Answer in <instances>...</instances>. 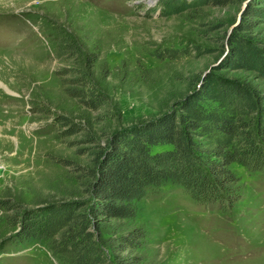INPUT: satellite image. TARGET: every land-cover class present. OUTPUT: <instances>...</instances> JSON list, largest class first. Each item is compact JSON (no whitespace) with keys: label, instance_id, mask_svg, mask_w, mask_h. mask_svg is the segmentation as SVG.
<instances>
[{"label":"rangeland","instance_id":"374dc122","mask_svg":"<svg viewBox=\"0 0 264 264\" xmlns=\"http://www.w3.org/2000/svg\"><path fill=\"white\" fill-rule=\"evenodd\" d=\"M159 1L0 0V264H59L45 242L20 241L23 219L11 216L86 199L98 144L169 112L209 73L264 90L254 73L221 69L247 1L168 16ZM253 32L264 42V26ZM66 40L82 59L62 52ZM165 50L191 53L159 58ZM83 69L103 95L99 109L68 95ZM234 168L233 205L165 183L147 190L134 223L112 220L108 234L146 227V247L134 253L144 264H264V169Z\"/></svg>","mask_w":264,"mask_h":264},{"label":"trees","instance_id":"16d2710c","mask_svg":"<svg viewBox=\"0 0 264 264\" xmlns=\"http://www.w3.org/2000/svg\"><path fill=\"white\" fill-rule=\"evenodd\" d=\"M244 1L241 23L227 40L221 69L251 72L264 82V42L253 36L254 29L264 26V0H160L158 7L168 16ZM62 52L83 57L69 40ZM190 53L165 50L158 57L180 59ZM85 62L93 65L95 59ZM78 74L68 95L99 109L103 95L85 69ZM160 146L171 149L153 153ZM94 156L92 168L83 169L87 198L51 204L23 217L15 212L14 224L23 219L16 236L22 242H45L59 264H144L134 253L146 247L147 228L138 225L110 235L107 225L112 220L134 223L147 190L165 183L182 186L201 203L233 205L242 180L234 167L264 169V90L209 73L169 112L115 133L105 145L96 146Z\"/></svg>","mask_w":264,"mask_h":264}]
</instances>
